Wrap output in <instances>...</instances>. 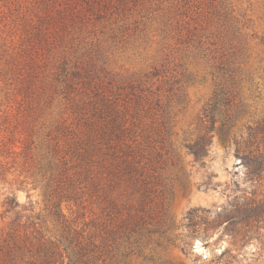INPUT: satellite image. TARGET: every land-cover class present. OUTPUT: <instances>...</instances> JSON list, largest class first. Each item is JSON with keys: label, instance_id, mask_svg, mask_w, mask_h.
<instances>
[{"label": "rangeland", "instance_id": "rangeland-1", "mask_svg": "<svg viewBox=\"0 0 264 264\" xmlns=\"http://www.w3.org/2000/svg\"><path fill=\"white\" fill-rule=\"evenodd\" d=\"M48 4L56 9L53 14L61 25L51 35L54 52L66 56L71 68L80 67L82 73L87 68L94 77L84 86L75 85L71 98L76 102L65 101V114H75L76 104L84 108L83 114H93L96 107L98 114H110V105L126 108L128 114H139V130L145 135L143 154L159 155L155 167L163 182L165 206L156 209L165 215L170 230L152 234L126 256L127 263L264 264V230L257 229L231 262L221 256L230 248L225 224L207 237L202 235L235 196L264 193V179L258 186L247 177L233 139L222 140L221 122L202 120L223 72L232 69L237 76L232 114H242L235 119L233 134L239 137L249 126L264 121V0H55ZM42 6L40 0L0 4V115H13L9 121L14 122L21 110V80L16 74L6 78L4 74L11 57L31 44L24 31L29 22L33 27L41 24ZM53 110L59 111L56 106ZM212 125L208 156L196 162L188 146ZM8 161L7 182L0 180V229L6 224L1 216L3 202L12 194L22 205L32 202L36 212L47 215L41 191L20 187L28 169L24 160ZM87 205L86 210L74 204L64 205L63 210L73 220L83 211L89 219L100 214L97 205ZM192 210L199 211L195 226L187 219ZM53 225L49 222L51 229ZM185 243L190 246L186 250Z\"/></svg>", "mask_w": 264, "mask_h": 264}, {"label": "trees", "instance_id": "trees-1", "mask_svg": "<svg viewBox=\"0 0 264 264\" xmlns=\"http://www.w3.org/2000/svg\"><path fill=\"white\" fill-rule=\"evenodd\" d=\"M8 1L0 0V4ZM50 1L55 2L40 0L41 24L33 27L28 23L30 28L24 33L31 44L11 57L4 74V78L8 74L20 76L21 110L14 115V122L9 121L13 115H0V180L7 182L9 158L23 159L28 169L20 187L41 191L47 215L36 212L32 202L22 205L15 194L5 198L0 264H128L126 256L134 248L152 234L165 235L170 230L165 215L156 209L165 206L164 190H160L163 182L155 167L159 155L143 154L145 135L139 130V114H128L126 108L110 105V114H98V107L93 114H83L84 108L76 104L75 114H65V101L76 102L71 98L75 85L84 86L94 77L87 68H82L84 73L80 67L71 68L66 56L54 52L51 35L61 25ZM236 84L235 70L223 72L202 120L221 122L222 140L233 139L247 177L261 186L264 121L249 126L239 137L233 134L235 119L242 115L232 114V86ZM90 104L88 101L86 107ZM213 130V125L207 126L188 146L196 162L208 156ZM70 204L79 210L94 204L100 214L89 219L83 211L73 220L63 210ZM198 212H189L191 226H195ZM79 219L83 224H78ZM262 221L264 193L254 192L250 198L235 196L216 213L202 235L207 237L225 224L230 248L221 256L228 262L236 260L235 252L249 243L257 229L264 230ZM49 222L54 224L52 229ZM185 245L184 250L190 247Z\"/></svg>", "mask_w": 264, "mask_h": 264}]
</instances>
